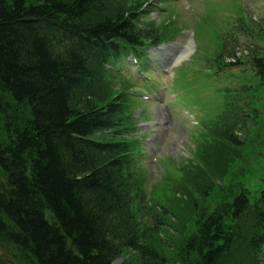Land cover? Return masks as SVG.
Wrapping results in <instances>:
<instances>
[{
	"label": "trees",
	"instance_id": "16d2710c",
	"mask_svg": "<svg viewBox=\"0 0 264 264\" xmlns=\"http://www.w3.org/2000/svg\"><path fill=\"white\" fill-rule=\"evenodd\" d=\"M143 6L0 0V130L19 143L2 141L8 159L0 155V182L20 187L0 196V264L36 255L41 264H116L129 251L132 264H263L264 179L257 196L239 184L227 189L225 175L210 186L199 182L194 227L174 254L148 238L167 233L164 218L140 225V162L125 138L127 94L112 92L118 78L106 60L133 50L138 57L157 42L153 24L139 25ZM60 46L61 56L53 52ZM252 59L264 76V55ZM225 140L239 143L233 135ZM260 166L264 176V160ZM215 189L230 191L210 205Z\"/></svg>",
	"mask_w": 264,
	"mask_h": 264
},
{
	"label": "rangeland",
	"instance_id": "374dc122",
	"mask_svg": "<svg viewBox=\"0 0 264 264\" xmlns=\"http://www.w3.org/2000/svg\"><path fill=\"white\" fill-rule=\"evenodd\" d=\"M160 3L163 9L160 12L155 10L148 14V18L145 17V20L154 18L158 25L161 23L171 25V29L174 30L173 34L178 38L175 40L177 43L180 42L179 40H189L197 36L193 51L187 56L188 60L178 64L180 77L183 73L186 78L184 81L182 80L179 89L175 91L190 98L188 108L194 113V120L185 119L177 111V108H168L164 104L156 106L146 103L148 101H142L145 103H141L137 109L139 110L137 116L141 121L139 126L142 127V132L138 135L143 138L144 149H148L153 158L155 156L158 160L167 159L168 161L166 178L161 179L163 175L160 170L156 169L153 176L155 184L146 192L142 191L143 194H146L140 208V216H142L140 225L143 228L147 223H154L155 216L164 218L169 224L168 226L164 224L167 233H159L160 239L158 240L156 238L158 236L152 234L148 238L154 242L156 248L171 255L175 253L174 247L180 246L184 240V235L194 227L193 224L196 219L194 216L197 215V209L192 203L203 194L202 191H199L198 183L210 186L208 184L213 180V176L225 175L228 182L227 189H231L237 184L242 185L243 181L255 191L262 178L260 166L262 160L257 153V148L243 147L244 145L236 148L224 143H216L211 147L210 144L214 140L207 131V127L211 125L209 123L214 122L219 114L217 107L220 104L216 102V99L218 92L225 91L224 80L228 81L231 75L239 77V82H247L248 78H251L241 68H236V72L239 74L224 75H219L220 73L214 67L205 68L207 66L205 64L214 61L213 57L220 47L218 43L220 37H224L227 30L240 17L239 0H168ZM259 4L264 8V0H246L244 4L242 0L240 8L247 12L248 17L254 16L261 11L260 8L254 9ZM253 21H258V24L264 25L262 19ZM171 34L172 30H170L169 36ZM261 46L264 54V44ZM240 55L241 58H244L243 54ZM234 76L232 77L236 79ZM252 77L250 87L237 84L240 87H233V89L241 92L242 104H249L247 100H244V96L248 97L253 100L252 105L261 112V108H264V81L260 82L253 75ZM153 82L160 83L155 78ZM181 101L180 98L179 102ZM146 104L147 108H144ZM12 107L14 106H11L10 109ZM142 107L146 110V114L140 112ZM250 111L252 110L250 109ZM244 112L247 114L246 111ZM252 112L254 113V111ZM10 115L12 116V112ZM148 120L150 124L144 122ZM253 127L258 130V125L255 126L254 124ZM2 132L4 131L0 130V133ZM5 132L2 133L3 140L0 139V155L5 149L2 141L5 142L6 146L12 148L19 145L17 143L18 137L9 135L4 137ZM214 135L218 134L214 133ZM247 135L248 133H243L241 137ZM205 136L207 137L205 143L209 144L205 150H210L193 159V156L200 150L199 148L194 151L196 149L195 142H203ZM1 157L4 160L8 159L6 155H1ZM197 160L200 161L199 165L193 168ZM228 193L226 190L220 192L215 189L208 202L210 205H215L216 199L218 203L227 197ZM131 254L133 251H129L115 262L117 264H132L131 260L134 255L131 256Z\"/></svg>",
	"mask_w": 264,
	"mask_h": 264
},
{
	"label": "bare ground",
	"instance_id": "6f19581e",
	"mask_svg": "<svg viewBox=\"0 0 264 264\" xmlns=\"http://www.w3.org/2000/svg\"><path fill=\"white\" fill-rule=\"evenodd\" d=\"M186 46H187V48H186V50L183 52V54H182V56L187 52V51H189L193 46H191L190 45V43L188 42L187 44H186ZM53 52L55 53V52H57V55H62L64 52H65V50L64 49H62V47L60 46L59 48H54L53 49ZM8 123H6V125H7ZM8 126V125H7ZM33 170V168L32 169H28L27 170V172H25V175H26V177H27V179L28 180H30V181H32V177H31V174H29L28 172H30V171H32ZM19 184H14V182H10V183H8V185H6L5 183L3 184V183H1L0 182V196L2 195V194H7L8 192H11V191H15V192H17V191H19ZM0 203H1V205L0 206H2V207H4V205H3V203H2V201L0 200ZM0 213H1V210H0ZM51 215V214H50ZM49 218H50V220H52V218L49 216V215H47ZM59 224V221H58V219H55L54 218V221L52 220V225H55V226H57ZM26 245V244H25ZM16 252V251H15ZM16 253H18V252H16ZM25 264H41L40 263V259L38 258V256L36 255L35 257H29L27 260H26V263Z\"/></svg>",
	"mask_w": 264,
	"mask_h": 264
}]
</instances>
